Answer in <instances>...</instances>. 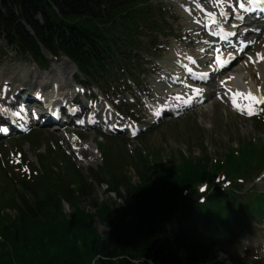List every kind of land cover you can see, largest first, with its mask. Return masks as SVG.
I'll list each match as a JSON object with an SVG mask.
<instances>
[{
	"label": "trees",
	"instance_id": "1",
	"mask_svg": "<svg viewBox=\"0 0 264 264\" xmlns=\"http://www.w3.org/2000/svg\"><path fill=\"white\" fill-rule=\"evenodd\" d=\"M142 2L0 0V33L39 64L45 59L38 43L52 56L68 57L84 77L101 79L131 54L138 24L154 22ZM235 153L214 163L203 156L172 165L143 159L139 183L126 177L132 203L117 209L102 201L93 214L79 205L90 196L91 183L70 165L65 175L56 174L44 166L49 158H40L42 174L0 205V264H221L214 248L264 212V194L249 196L239 185L211 188L207 202H195L196 187L216 175L246 178L264 169V142L249 141ZM107 167L109 190L117 192L115 167ZM91 178L99 181L96 173ZM94 218L111 228L106 237L92 228Z\"/></svg>",
	"mask_w": 264,
	"mask_h": 264
},
{
	"label": "rangeland",
	"instance_id": "2",
	"mask_svg": "<svg viewBox=\"0 0 264 264\" xmlns=\"http://www.w3.org/2000/svg\"><path fill=\"white\" fill-rule=\"evenodd\" d=\"M156 10L161 13V17L165 22L170 25L171 31H168L165 24L160 25V29L163 31L157 39L150 38L152 46H148L149 38H141L144 43L143 49L148 51L147 55L152 58L153 63H150L145 67L146 74L141 79L139 86L141 89L148 90L151 97H156L155 93H158V87L149 89V84L155 83L156 76L168 67L172 59L171 51L167 50L168 46L176 45L182 48L183 51L196 53L198 47L195 46V40L189 41L183 37L185 29H188L189 24L183 21L180 17L179 11L174 4V0H150ZM180 2L181 0H177ZM172 33V34H171ZM160 43L167 44L164 47L159 45ZM162 49H158V48ZM158 51H154L155 49ZM150 52V53H149ZM0 53L6 54L0 62V85L3 82H10L17 89L22 87H31L34 91L35 85L51 86L52 83L65 87L59 90V93L66 94V92H72L74 86V80L83 82V78L77 76L75 69H73L63 58L52 60L47 71H40L30 61H23L17 57L16 51L13 48H7L0 39ZM184 54V53H180ZM146 55V57H147ZM146 58V59H149ZM242 78L240 79L243 87H248L251 91H258L257 86L258 72L253 67H245L244 62H241ZM240 63V64H241ZM139 81V80H138ZM84 83V82H83ZM146 83V84H145ZM259 84V83H258ZM261 85V84H260ZM138 86H134L130 83V89L124 91L126 94L137 98ZM50 94V90L45 91ZM110 90L107 93H111ZM115 95V94H114ZM139 95V94H138ZM129 112H134V116H146L145 126H148L151 122V118L144 111L143 107L134 105L130 107ZM262 115V112H261ZM40 134V138L35 145L34 152L29 149L27 139L15 136L13 139L4 140L0 145V163L3 159L5 163L4 169L0 164V193L2 190L7 191L4 194L6 197L11 193V187L6 182L7 174L15 165L16 154L13 156L10 151L16 152L17 150L23 152L29 162L38 166L36 161V150L39 153L44 151H52L51 153H66L71 152L72 143L67 141L70 135L64 134L63 130L57 133L50 132L47 128L36 130ZM81 139L84 141H77L82 147L90 146L93 153V159L90 157L89 161H83L76 152L73 155L67 156L85 175L90 169H94L101 163V158L95 152L96 143H102V149L108 150L114 147V140L106 139L96 131H78ZM264 136V120L262 118L247 119L244 116L238 115L229 110L225 105L217 103L213 98L208 100L205 105L193 109L184 113L178 119H168L158 126L149 127L142 137L137 140L130 141L126 137H119L124 144L125 153L129 157L125 163L123 170L120 173L127 174L133 180H136L137 170L141 168V163L138 157H141V153L147 154L148 157L154 154L156 158L152 156L153 160H162L166 165H171L176 162L180 156L184 158H194L199 155H206L212 160L220 159L226 154L228 148L231 146L236 147L241 141H246L250 138H259ZM60 138H64L62 141ZM16 139V140H15ZM15 142V144L13 143ZM107 142V143H106ZM116 142V141H115ZM123 146V145H122ZM95 147V148H94ZM94 148V149H93ZM82 150V149H79ZM118 150V149H117ZM117 150L115 153H118ZM31 151V153H30ZM66 151V152H65ZM122 152V151H121ZM90 154V153H89ZM58 155V154H57ZM117 156V155H116ZM115 156V157H116ZM6 157V159H4ZM125 157V156H124ZM88 160V159H86ZM260 172V171H259ZM6 177V178H5ZM254 178L255 176H251ZM245 188L252 187V179L245 180ZM256 184L255 190L259 192L264 191V177H259L254 182ZM244 188V189H245ZM120 193H123V187L119 188ZM110 201H114L113 195L106 194V186L104 184L94 185L93 199L95 202H99L103 198ZM92 202L91 199H85L83 206H88ZM129 202V198H125L123 202L116 200L115 205L121 207L124 203ZM64 211L68 214L70 211L66 205H63ZM90 211H93L89 209ZM93 226L101 236H105L109 233V228L105 224H100L97 220H94ZM250 231V230H249ZM247 239V238H246ZM245 239V241H246ZM248 254L245 251H232L233 247H230V251L227 252L229 257L220 254L223 259H228V264H241L245 260L260 261L264 260V233L253 234L248 233L247 239ZM230 254L232 256L230 257ZM230 259V260H229ZM252 264V263H251ZM256 264H264L256 263Z\"/></svg>",
	"mask_w": 264,
	"mask_h": 264
},
{
	"label": "bare ground",
	"instance_id": "3",
	"mask_svg": "<svg viewBox=\"0 0 264 264\" xmlns=\"http://www.w3.org/2000/svg\"><path fill=\"white\" fill-rule=\"evenodd\" d=\"M201 4L204 7H209V5H208L209 3H205V2L203 3L202 2ZM259 29H261L260 33L258 35L252 36L251 39L249 40L250 46L248 48V51H249V55L253 58L254 64H256L255 68H257V70L261 76L260 81H257V86H259L260 89H259V92L256 93V95L257 96H264V51H263V48H264V28L259 27ZM180 53L178 51L175 52V54H174L175 59H178V60L180 59L181 63L187 64L188 60L185 59L187 55H182ZM184 54H186V53H184ZM258 56H259V59H258ZM181 63L175 64V65L171 64V66H169V67L172 69H175V71H176V70L180 69L178 67V65ZM176 74L180 75V77H182L184 79L188 78L184 70H182V71H180V73H176ZM241 74H242L241 67L235 65L231 71V78L233 80L231 83H226L225 86L229 87V88L233 87L235 85V81L239 80V78L241 77ZM211 89H214V92H213V94H210L208 96L215 95V96H219V97L224 99L222 92L220 90H218L217 86L215 87V85H214ZM183 98L186 99L185 96H183ZM252 105H253V101H248L245 104L241 105L239 107V109L240 110H251ZM80 151H81V156L83 157V159L89 157L90 154L88 151H86V150H80Z\"/></svg>",
	"mask_w": 264,
	"mask_h": 264
},
{
	"label": "snow or ice",
	"instance_id": "4",
	"mask_svg": "<svg viewBox=\"0 0 264 264\" xmlns=\"http://www.w3.org/2000/svg\"><path fill=\"white\" fill-rule=\"evenodd\" d=\"M253 2H255V0H253ZM240 7L243 8L244 5L241 4ZM7 87H8V86L5 85V92H7ZM249 98H250V99L257 100V102H259V103H264V99H258V98H256V97L251 96V95H249ZM249 114H252L250 110H249ZM81 122H82V121H81ZM4 131L7 132L8 129H4Z\"/></svg>",
	"mask_w": 264,
	"mask_h": 264
}]
</instances>
